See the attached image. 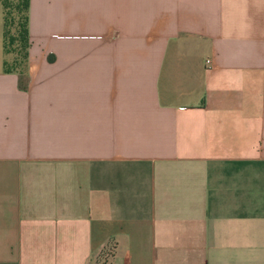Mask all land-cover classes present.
<instances>
[{
    "label": "crops",
    "instance_id": "1",
    "mask_svg": "<svg viewBox=\"0 0 264 264\" xmlns=\"http://www.w3.org/2000/svg\"><path fill=\"white\" fill-rule=\"evenodd\" d=\"M4 32L0 264H264V0H30L24 78Z\"/></svg>",
    "mask_w": 264,
    "mask_h": 264
},
{
    "label": "trees",
    "instance_id": "2",
    "mask_svg": "<svg viewBox=\"0 0 264 264\" xmlns=\"http://www.w3.org/2000/svg\"><path fill=\"white\" fill-rule=\"evenodd\" d=\"M4 9L5 32L4 48L7 60L6 73H18L23 78L27 74L29 50L31 47L29 34L30 0H0ZM11 28H16L11 34ZM11 57V59H9ZM26 88V80L22 83Z\"/></svg>",
    "mask_w": 264,
    "mask_h": 264
},
{
    "label": "rangeland",
    "instance_id": "3",
    "mask_svg": "<svg viewBox=\"0 0 264 264\" xmlns=\"http://www.w3.org/2000/svg\"><path fill=\"white\" fill-rule=\"evenodd\" d=\"M16 28H11V34L15 33ZM9 59H11V57H9Z\"/></svg>",
    "mask_w": 264,
    "mask_h": 264
}]
</instances>
